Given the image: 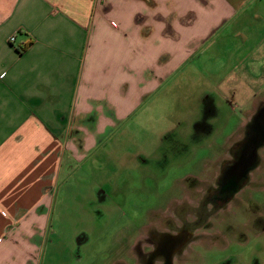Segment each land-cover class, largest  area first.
I'll return each mask as SVG.
<instances>
[{
  "label": "crops",
  "instance_id": "1",
  "mask_svg": "<svg viewBox=\"0 0 264 264\" xmlns=\"http://www.w3.org/2000/svg\"><path fill=\"white\" fill-rule=\"evenodd\" d=\"M223 42L259 64L264 0H0V264H39L59 189L163 109L190 52Z\"/></svg>",
  "mask_w": 264,
  "mask_h": 264
},
{
  "label": "rangeland",
  "instance_id": "2",
  "mask_svg": "<svg viewBox=\"0 0 264 264\" xmlns=\"http://www.w3.org/2000/svg\"><path fill=\"white\" fill-rule=\"evenodd\" d=\"M221 47L222 53L217 45L207 54L190 52L177 69L185 67L183 72L193 75L182 73L166 82L177 89L165 93L163 109L152 110L148 119L134 123L132 136L119 141L114 135L106 140L86 158L75 179L59 189L48 221L52 242L41 252L39 264L129 263L130 230L141 229L151 217L168 213L173 199L180 196L181 180L187 184L195 179L198 184L209 178L205 156L217 153L226 138L233 141L244 132L254 111V97L264 95V51L258 64L238 61L231 54L232 44L223 42ZM206 100L217 110L208 124L200 122L205 125L198 131L205 135L191 140L188 132H193ZM160 126L165 131L173 128L174 134L161 139L157 134ZM259 158L260 167L250 172L245 192L237 196L240 201L228 203L223 224L190 227L193 237L182 248L187 252L175 264H264V217L259 215L260 224H251L254 214L264 215V146ZM215 174L213 169V180ZM197 192H188L195 195L193 205L199 198ZM253 198L255 212L248 203ZM179 228L188 227L180 223ZM218 230L223 235L214 238ZM200 241L199 246H189ZM51 246L64 247L68 253H52L48 263Z\"/></svg>",
  "mask_w": 264,
  "mask_h": 264
},
{
  "label": "flooded vegetation",
  "instance_id": "3",
  "mask_svg": "<svg viewBox=\"0 0 264 264\" xmlns=\"http://www.w3.org/2000/svg\"><path fill=\"white\" fill-rule=\"evenodd\" d=\"M253 109L248 122L244 124L242 134L237 135L233 141L226 138L224 146L216 151L217 153L212 152L205 156L206 167L210 168L209 178L204 182L198 181L201 186L195 179L186 182L187 184H183L181 180L180 196L173 199L172 209L168 213L163 212L157 217H151L141 229L136 228L134 232L130 230L128 248L132 259L130 258L131 261L127 262L128 264H175L178 258L187 252H183L182 248L193 237L188 231L190 227L196 229L201 223H211L217 227L218 224L224 222L222 217L229 213L228 203H233L235 200L240 201L237 196L245 192L244 189L249 184L247 181L250 172L260 167L259 150L264 146V103ZM215 110L217 109L212 106L211 101L204 103L201 117L196 121L193 133L190 134L191 140L196 141L199 135H205V132L198 131L205 125L200 122L204 121L208 124ZM213 169L216 170L214 180ZM199 187H201L200 190H198ZM191 190L193 194L195 192V195L196 190L198 191L199 198L195 205L191 200L195 195L188 193ZM258 191L254 190V192ZM255 201L254 198L248 201L251 205L249 209L254 212L256 211ZM253 217L251 224L253 226L260 224L259 214H254ZM180 223H184L188 228L180 229ZM156 225L158 227L161 225L162 228H157ZM175 227L179 230H175ZM222 232L223 230H218L212 236L218 237L223 235ZM215 241L217 244L214 245H218L219 241ZM202 242L191 243L189 246H199ZM134 252H137V255H133Z\"/></svg>",
  "mask_w": 264,
  "mask_h": 264
},
{
  "label": "built area",
  "instance_id": "4",
  "mask_svg": "<svg viewBox=\"0 0 264 264\" xmlns=\"http://www.w3.org/2000/svg\"><path fill=\"white\" fill-rule=\"evenodd\" d=\"M15 38H16L15 34H12L11 36H9L8 41L10 43H14L15 42Z\"/></svg>",
  "mask_w": 264,
  "mask_h": 264
}]
</instances>
